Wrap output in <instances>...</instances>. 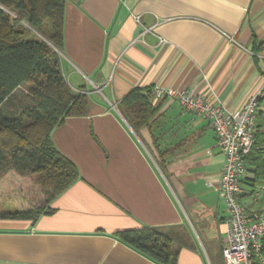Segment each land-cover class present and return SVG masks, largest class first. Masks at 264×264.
I'll return each mask as SVG.
<instances>
[{
  "label": "crops",
  "instance_id": "obj_1",
  "mask_svg": "<svg viewBox=\"0 0 264 264\" xmlns=\"http://www.w3.org/2000/svg\"><path fill=\"white\" fill-rule=\"evenodd\" d=\"M137 17V19H136ZM62 72L86 113L53 128L77 179L35 219H0V264H158L116 233L156 227L176 264H225L224 156L208 120L163 99L134 131L117 108L133 88H187L238 107L264 75V0H65ZM256 149L264 157V98ZM240 202L264 217L245 161Z\"/></svg>",
  "mask_w": 264,
  "mask_h": 264
},
{
  "label": "trees",
  "instance_id": "obj_2",
  "mask_svg": "<svg viewBox=\"0 0 264 264\" xmlns=\"http://www.w3.org/2000/svg\"><path fill=\"white\" fill-rule=\"evenodd\" d=\"M65 0H0V189L19 208L0 219H35L78 177L75 164L51 140L53 128L66 117L86 113L87 95L75 91L61 68ZM49 21L50 32L42 33ZM40 36H39V35ZM27 83L28 104L8 108L17 88ZM148 89L133 88L117 108L134 131L147 126L156 107ZM254 144L244 160L264 177V157ZM264 141V137L262 138ZM116 236L158 264H176L172 237L156 227L121 231ZM264 255V239L261 241Z\"/></svg>",
  "mask_w": 264,
  "mask_h": 264
},
{
  "label": "built area",
  "instance_id": "obj_3",
  "mask_svg": "<svg viewBox=\"0 0 264 264\" xmlns=\"http://www.w3.org/2000/svg\"><path fill=\"white\" fill-rule=\"evenodd\" d=\"M137 19V17H136ZM151 103L163 99L176 101L184 109L206 118L224 156L219 190L228 210L226 239L221 254L225 264H264L261 241L264 239V217L246 208L239 200L243 192L240 178L245 169L244 157L254 144L255 123L260 101L264 98V75L257 89L238 107L228 108L187 88L153 86L147 91ZM264 194V184L251 195L256 200Z\"/></svg>",
  "mask_w": 264,
  "mask_h": 264
},
{
  "label": "rangeland",
  "instance_id": "obj_4",
  "mask_svg": "<svg viewBox=\"0 0 264 264\" xmlns=\"http://www.w3.org/2000/svg\"><path fill=\"white\" fill-rule=\"evenodd\" d=\"M50 32V23L46 21L42 26V33L47 36ZM27 83L21 84L15 91L11 103H7L6 107L14 108L16 110H22V108L28 104V99L26 97V91L28 88ZM19 208L17 200L12 197L9 193H3L0 189V212L14 211Z\"/></svg>",
  "mask_w": 264,
  "mask_h": 264
},
{
  "label": "water",
  "instance_id": "obj_5",
  "mask_svg": "<svg viewBox=\"0 0 264 264\" xmlns=\"http://www.w3.org/2000/svg\"><path fill=\"white\" fill-rule=\"evenodd\" d=\"M39 35V34H38ZM40 36V35H39Z\"/></svg>",
  "mask_w": 264,
  "mask_h": 264
}]
</instances>
